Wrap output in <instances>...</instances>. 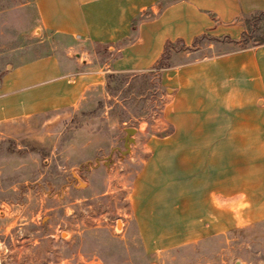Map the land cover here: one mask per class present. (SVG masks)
<instances>
[{"label":"crops","instance_id":"0c3cea01","mask_svg":"<svg viewBox=\"0 0 264 264\" xmlns=\"http://www.w3.org/2000/svg\"><path fill=\"white\" fill-rule=\"evenodd\" d=\"M32 1L52 45L2 73L0 121L73 112L107 73L154 68L170 42L189 45L203 34L237 40L241 18L264 11V0ZM158 68L167 129L145 143L132 210L177 226L153 239L169 245L263 221L264 44Z\"/></svg>","mask_w":264,"mask_h":264},{"label":"rangeland","instance_id":"374dc122","mask_svg":"<svg viewBox=\"0 0 264 264\" xmlns=\"http://www.w3.org/2000/svg\"><path fill=\"white\" fill-rule=\"evenodd\" d=\"M251 20L241 18L243 39L170 42L161 61L264 44V17ZM51 45L32 0H0V78ZM96 52L108 56L103 47ZM110 73L73 112L0 121V264H264V220L190 243L153 240L177 226L132 210L133 181L146 141L167 129V94L158 67ZM125 127L134 128L128 149Z\"/></svg>","mask_w":264,"mask_h":264},{"label":"trees","instance_id":"16d2710c","mask_svg":"<svg viewBox=\"0 0 264 264\" xmlns=\"http://www.w3.org/2000/svg\"><path fill=\"white\" fill-rule=\"evenodd\" d=\"M247 17L248 18L249 17H252L253 18V20L250 21V24H252V23L255 22V19H258L259 17H264V11L257 10V11L251 12V13L248 14ZM244 34H245V31L242 30V32L240 33V39H243ZM238 40H234V41H238ZM161 58H162V56L158 59V62H157L156 67H162V66H165L166 65V62L161 61L162 60ZM110 74L111 73H108V75H110Z\"/></svg>","mask_w":264,"mask_h":264},{"label":"water","instance_id":"95a60500","mask_svg":"<svg viewBox=\"0 0 264 264\" xmlns=\"http://www.w3.org/2000/svg\"><path fill=\"white\" fill-rule=\"evenodd\" d=\"M134 130L133 127H125L124 128V131H125V134L123 136V145H124V148L125 149H128V141H133V138L131 136V132Z\"/></svg>","mask_w":264,"mask_h":264},{"label":"bare ground","instance_id":"6f19581e","mask_svg":"<svg viewBox=\"0 0 264 264\" xmlns=\"http://www.w3.org/2000/svg\"><path fill=\"white\" fill-rule=\"evenodd\" d=\"M119 225H120V224H119V222H118V227H119Z\"/></svg>","mask_w":264,"mask_h":264}]
</instances>
